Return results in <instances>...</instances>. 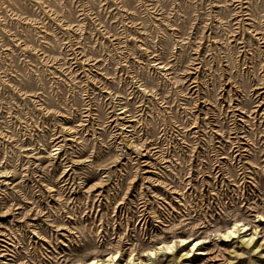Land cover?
I'll return each instance as SVG.
<instances>
[{
  "label": "rangeland",
  "instance_id": "rangeland-1",
  "mask_svg": "<svg viewBox=\"0 0 264 264\" xmlns=\"http://www.w3.org/2000/svg\"><path fill=\"white\" fill-rule=\"evenodd\" d=\"M263 211L264 0H0V264H264Z\"/></svg>",
  "mask_w": 264,
  "mask_h": 264
},
{
  "label": "bare ground",
  "instance_id": "bare-ground-1",
  "mask_svg": "<svg viewBox=\"0 0 264 264\" xmlns=\"http://www.w3.org/2000/svg\"><path fill=\"white\" fill-rule=\"evenodd\" d=\"M257 217V222L263 223L264 211L260 214H257ZM248 225L249 223H244V221L238 220L234 222L230 227H228L220 236L224 241L234 240V243H236V248H238L240 251L238 253L235 251L233 252L232 255H234L235 258L242 256L244 254V250H250L251 252L260 254L262 256L264 255V241L260 244L257 243V236L259 233H261V229L259 228V226L249 228ZM249 231L251 232L248 233ZM261 238H264V236H262ZM178 243L181 247L188 244L189 249L182 253L184 251L183 249L180 251V254H178V256L175 255V258L177 260H188L191 253H196L195 255H208L207 253L202 252V250L199 248V246L203 243H206V241H202L201 239H191V237H187L178 239ZM175 244V241H170L169 243L161 244L158 248L149 250L145 260H140L138 257L132 255L122 260L121 253L119 251H116L115 253L106 255L104 258L94 257L90 259L87 264H159L160 261L154 259L157 258L160 254H164L163 256L167 255L168 257L171 256V259L173 260L172 256ZM230 259H233V257L230 256ZM170 263L171 260L167 262V264Z\"/></svg>",
  "mask_w": 264,
  "mask_h": 264
}]
</instances>
